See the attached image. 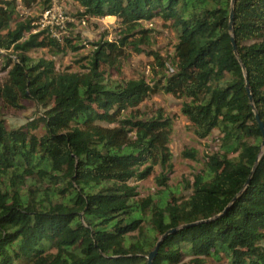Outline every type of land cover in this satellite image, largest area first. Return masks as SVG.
<instances>
[{"label":"trees","instance_id":"obj_1","mask_svg":"<svg viewBox=\"0 0 264 264\" xmlns=\"http://www.w3.org/2000/svg\"><path fill=\"white\" fill-rule=\"evenodd\" d=\"M69 1L80 19L119 24L116 40L94 44L86 72L32 58L33 50L55 56L78 45L19 16L18 4L37 0H0V50L14 56L0 107L31 100L42 108L15 129L0 119V264H146L162 236L152 264H264V147L254 114L264 127V0ZM155 19L175 32L174 70L151 83L108 80L103 68L117 69L127 51L145 53L153 30L142 22ZM147 54L164 70L157 53ZM159 93L184 99L180 112L196 138L217 129L223 142L186 199L170 190L138 199L130 185L156 166L172 168V118L135 115ZM156 181L165 187L167 175Z\"/></svg>","mask_w":264,"mask_h":264},{"label":"rangeland","instance_id":"obj_2","mask_svg":"<svg viewBox=\"0 0 264 264\" xmlns=\"http://www.w3.org/2000/svg\"><path fill=\"white\" fill-rule=\"evenodd\" d=\"M45 6L50 9L44 11ZM17 11L22 19L32 18L37 20L35 25L40 28L49 26L50 32L58 40L71 38L72 43L78 45L77 50L67 49L64 54L52 55L48 49H37L29 53L32 58L53 60L55 68L59 72H86L94 44L100 40L114 41L119 36V24L115 17L99 19H80L77 15L82 9L69 0H37L30 8H24L18 4ZM144 28L153 30L149 43L141 46L145 53L139 54L127 51L128 56L122 59L117 69L103 68L105 76L111 81H128L144 78L148 83L153 81L156 72L163 71L166 75L174 70V46L177 43L175 32L168 23L160 19L151 22H142ZM147 51L157 53L164 63V70L155 63L153 57ZM8 56H5V55ZM5 56V57H4ZM6 58L14 59L10 53L0 50V85L7 80ZM184 99H177L167 94H156L144 101L137 109L135 115L141 119L151 117L156 110H161L167 117L172 118L173 125L170 135L169 148L172 154L170 172L163 171L156 166L152 175L140 181H131L130 185L136 187L138 199L158 197L163 192L170 190L174 197L186 199L191 195L190 186L195 176L204 173L205 164L209 155L221 151L223 142L217 129L205 139H198L194 135V129L184 116L180 107ZM42 115V108L31 100L23 101L20 109H12L1 105L0 119L6 124L7 129L18 128L30 121L37 120ZM35 133L40 136L43 129L40 127ZM184 151H191L194 158L183 156ZM160 174L167 175L165 187L157 184L156 178ZM190 258H186L187 263ZM208 264H226L225 261L214 262L208 259Z\"/></svg>","mask_w":264,"mask_h":264},{"label":"water","instance_id":"obj_3","mask_svg":"<svg viewBox=\"0 0 264 264\" xmlns=\"http://www.w3.org/2000/svg\"><path fill=\"white\" fill-rule=\"evenodd\" d=\"M234 1H235V0H231V5L234 4ZM229 31H230V34H231V45H232V50H233V53L237 56L236 45H235L234 39H233V37H232V33H233V32H232V11L230 12V15H229ZM242 68H243V67H242ZM245 90H246V92H247V94H248L249 101L251 102V101H252V97H251V95H250L249 87H248V83H247V82H246V84H245ZM254 114H255V119H256V121L258 122V126H259V129H260V131H261L262 137H263V140H262V144H261V146L264 147V127H263V124H262V123L260 122V120H259V117H258L257 112H255ZM247 183H248V182H247ZM247 183H246V184H247ZM168 233H170V232H168ZM163 238H164V236H162V237L158 240V242L156 243V245H155L153 251L150 252V253L148 254V256L146 257V264H152L153 259H154L155 256H156V253H157L158 247H159L161 241L163 240Z\"/></svg>","mask_w":264,"mask_h":264}]
</instances>
